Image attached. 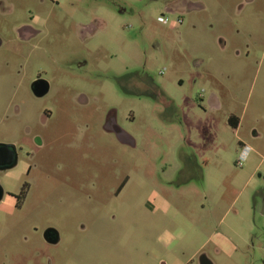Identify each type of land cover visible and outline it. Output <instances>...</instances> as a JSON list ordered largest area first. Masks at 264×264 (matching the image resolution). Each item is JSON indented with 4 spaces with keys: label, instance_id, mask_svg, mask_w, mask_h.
I'll use <instances>...</instances> for the list:
<instances>
[{
    "label": "rangeland",
    "instance_id": "1",
    "mask_svg": "<svg viewBox=\"0 0 264 264\" xmlns=\"http://www.w3.org/2000/svg\"><path fill=\"white\" fill-rule=\"evenodd\" d=\"M57 1L0 0L17 22L47 16L23 66L55 83L35 97L23 78L11 112L0 66V141L22 147L0 186L30 184L21 210L0 208V264H198L206 235L216 264H264V0H189L199 7L174 12L172 0ZM213 92L221 106L210 110ZM81 94L89 102L73 107ZM113 119L134 146L109 130ZM239 141L251 149L242 167ZM47 227L59 243L43 239Z\"/></svg>",
    "mask_w": 264,
    "mask_h": 264
},
{
    "label": "flooded vegetation",
    "instance_id": "2",
    "mask_svg": "<svg viewBox=\"0 0 264 264\" xmlns=\"http://www.w3.org/2000/svg\"><path fill=\"white\" fill-rule=\"evenodd\" d=\"M50 1L53 3V9H55V7H59V2L57 0ZM190 6L194 8L197 7V5H192L189 0H172L167 6H165V9L168 12H174L186 10L187 8H190ZM0 16V66L3 67L4 75L8 78L7 81L9 82L11 88L10 95H12L7 108H10L11 112H20V106L12 103V98H14V93H19L21 91L23 78L28 79L29 90L35 97H42L49 94L53 90V84H55L54 80H45V77L39 73V69H34L32 73H29L32 69H24L23 66V62H29V58L31 57L34 49L37 47L35 41L42 32V29L39 26L45 24L47 16L45 18L43 13L32 14L29 16L28 20L20 22H17L18 19L13 18L12 12H3L0 13ZM95 28L96 27L93 23L81 25L80 32L90 36L94 33ZM65 90L66 88L63 87L59 88L55 92V102L57 103L59 109H64L66 107V104H59L57 102H63L62 95L67 94ZM88 102V98L81 94L75 97L73 107L75 104L83 105ZM50 112H52V110L49 108L41 112L40 116L42 124L47 122ZM112 121L113 126H111L109 130L115 132L114 130L118 128L115 124V119ZM25 128V136L30 137L32 145L35 147H41L42 141H40L39 135L34 132L32 133L28 127ZM118 136L122 142H126L129 145L134 146V141L126 132L122 131L118 134ZM3 144H8L9 146L6 148L1 147ZM20 150H22V147L16 145L15 143H5L0 141V163L6 161L7 159H11L12 161L16 159L17 162L13 166L15 167L19 162ZM29 153L30 152H27V155H29ZM2 167L3 166L0 165V173L13 168ZM31 169V165L28 164V162L25 163V169L22 174H24V176H29ZM29 187L30 184L27 181L17 193H7L2 187V197L0 202H5V205L0 207L3 210L2 212L5 214H14L16 211L21 210L23 203L26 200ZM42 237L49 244H57L61 240V235L54 227H47L44 229Z\"/></svg>",
    "mask_w": 264,
    "mask_h": 264
},
{
    "label": "crops",
    "instance_id": "3",
    "mask_svg": "<svg viewBox=\"0 0 264 264\" xmlns=\"http://www.w3.org/2000/svg\"><path fill=\"white\" fill-rule=\"evenodd\" d=\"M170 2V1H169ZM169 2H167V3H165V6H167L168 4H169ZM192 5H197L196 3H191ZM197 7H199V6H197ZM196 7V8H197ZM207 104H208V106H209V108H210V110H214V109H216V108H219L220 106H221V103H220V99H219V97L217 96V94L216 93H211L208 97H207ZM227 121H228V123L229 124H231L234 128H235V132L237 133V131L239 130V127H240V122H241V120L240 119H238L235 115H233V114H229L228 115V117H227ZM235 133V135H237ZM129 135V134H128ZM130 136V135H129ZM131 138H132V136H130ZM132 140L134 141V139L132 138ZM239 143L241 144V141H239ZM134 144H135V141H134ZM242 146L244 145V144H241ZM248 146V145H247ZM249 147V146H248ZM250 148V147H249ZM251 150V149H250ZM264 158L263 157H261V161H260V163H259V165L258 166H260L261 165V163H264ZM197 162L199 163V162H202L204 165H206L205 163H207V159H205V158H201V159H197ZM204 224H198V223H195L194 224V228L195 229H198V228H201V229H203L204 228ZM210 239V236L208 235H206V236H204L202 239H201V241H200V245H199V247H198V249L196 250L197 252H196V256L198 257V264H216L215 263V260H214V258L212 257V256H210L208 253H206V252H204L203 251V247H204V245L206 244V242H208V240ZM204 252V253H203Z\"/></svg>",
    "mask_w": 264,
    "mask_h": 264
},
{
    "label": "built area",
    "instance_id": "4",
    "mask_svg": "<svg viewBox=\"0 0 264 264\" xmlns=\"http://www.w3.org/2000/svg\"><path fill=\"white\" fill-rule=\"evenodd\" d=\"M162 21H163V23H167L168 19L164 18V19H162ZM181 21H182L181 18H177V20H176L177 23H181ZM162 72H163V70H161V73ZM249 150H250V148L247 145L242 146L241 151H240L238 158L236 160V165L238 167L243 166ZM259 173H260L262 180L264 181V163H261L260 168H259Z\"/></svg>",
    "mask_w": 264,
    "mask_h": 264
},
{
    "label": "water",
    "instance_id": "5",
    "mask_svg": "<svg viewBox=\"0 0 264 264\" xmlns=\"http://www.w3.org/2000/svg\"><path fill=\"white\" fill-rule=\"evenodd\" d=\"M117 128H118V129H116L117 134H119L123 131L118 126H117ZM8 146H9L8 144L1 145V147H4V148H6ZM16 162H17L16 159L14 161H12L11 159H7L6 161L1 162L0 165L3 166L2 168H11L16 164ZM1 197H2V187L0 186V199H1Z\"/></svg>",
    "mask_w": 264,
    "mask_h": 264
}]
</instances>
